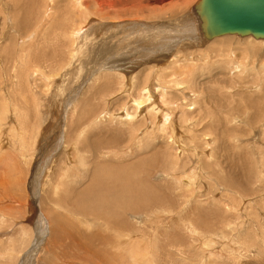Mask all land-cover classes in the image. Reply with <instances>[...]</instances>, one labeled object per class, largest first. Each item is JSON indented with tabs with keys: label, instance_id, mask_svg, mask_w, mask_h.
<instances>
[{
	"label": "rangeland",
	"instance_id": "374dc122",
	"mask_svg": "<svg viewBox=\"0 0 264 264\" xmlns=\"http://www.w3.org/2000/svg\"><path fill=\"white\" fill-rule=\"evenodd\" d=\"M153 1L0 0V264H264V40L197 46L196 0ZM151 85L168 131L121 119Z\"/></svg>",
	"mask_w": 264,
	"mask_h": 264
},
{
	"label": "bare ground",
	"instance_id": "6f19581e",
	"mask_svg": "<svg viewBox=\"0 0 264 264\" xmlns=\"http://www.w3.org/2000/svg\"><path fill=\"white\" fill-rule=\"evenodd\" d=\"M27 1V0H26ZM34 1V0H33ZM73 1V3H72V8H78L79 9V11L80 10H83V9H89V8H92V7H94V10H95V7H98V11L101 13V14H108L109 16L111 15L112 17H114V16H118V15H125L126 13H130L131 11H132V7H134V8H136V10L139 12V11H142L143 9H145L146 7V5L143 3V1H142V3L145 5V6H142L143 4H141V0H128L127 2H129V1H131V3H129L130 5L128 6L129 8H126L125 7V5L124 6H120L119 7V5L117 4L118 2H119V0H71V2ZM118 1V2H117ZM122 1V0H121ZM156 1V2H155ZM155 1H153L154 2V4H159V6H161V8H165V6H167V5H169V9H171V13H170V15L169 16H173V15H175L177 12H179L181 9H180V7L182 6V4H183V2L185 1V0H155ZM55 2V0H52V2L51 3H49V4H53ZM56 2H59V1H56ZM145 2V1H144ZM148 2V1H147ZM152 2V3H153ZM196 2H197V0H196ZM68 3H70V2H68ZM76 3V4H75ZM123 3H124V1H123ZM122 4V2L120 3V5ZM196 4V3H195ZM127 5V4H126ZM150 5V4H149ZM152 5V4H151ZM147 6H148V4H147ZM81 8V9H80ZM167 8H168V6H167ZM93 9V8H92ZM161 10V9H160ZM165 10V9H164ZM81 12V11H80ZM192 12H193V14H194V17H196L195 16V11H194V6H193V8H192ZM108 16V17H109ZM110 16V17H111ZM94 20V19H93ZM95 21H93L92 23H94ZM124 22V21H123ZM128 22V21H127ZM196 23H197V30H196V33L199 35V36H195L196 37V41H198V45L197 46H203V47H205L208 43H210L211 41H214V39H212L211 41H209V42H204L203 41V39H202V36H201V32H200V24H199V21L198 20H196ZM95 24V23H94ZM93 24V25H94ZM102 24H104V23H102ZM128 24V23H127ZM130 24V23H129ZM167 24V23H166ZM96 25V24H95ZM94 25V26H95ZM97 27H98V24L96 25ZM54 27H56V26H54ZM90 27V26H89ZM88 27V28H89ZM192 27V26H191ZM57 28H59V27H57ZM96 28V27H95ZM99 28V27H98ZM98 28H97V30H98ZM196 28V27H195ZM190 29H192V28H190ZM189 29V30H190ZM85 30H88V29H85ZM97 30H95V31H97ZM102 30V29H101ZM110 30H113V29H111L110 28ZM123 30V29H122ZM89 31V30H88ZM92 31V30H91ZM99 31V30H98ZM107 31H108V29H107ZM119 31V30H118ZM129 31V30H128ZM75 32V31H74ZM80 32V31H79ZM93 32V31H92ZM104 32V31H103ZM132 32H133V30H132ZM189 32H191V30L189 31ZM193 32V31H192ZM80 33H82V32H80ZM79 33V34H80ZM98 33V32H97ZM96 34V33H95ZM188 35V34H187ZM190 36H191V34H189ZM124 36V35H123ZM226 36H233V35H226ZM235 36H238V35H235ZM75 37V36H74ZM133 37V36H132ZM239 37V36H238ZM58 38V37H57ZM101 38V37H100ZM125 38V37H124ZM128 39H131V38H128ZM136 39V38H135ZM175 39V38H174ZM113 40V39H112ZM126 40V39H125ZM194 40V39H193ZM111 41V40H110ZM126 41H128V40H126ZM125 41V42H126ZM130 41V40H129ZM132 41V40H131ZM158 41V40H157ZM123 42V41H122ZM134 42H136V40L134 41ZM127 43V42H126ZM194 43V42H193ZM132 44V43H131ZM135 44V43H134ZM164 44V43H163ZM131 46V45H130ZM200 47V48H201ZM174 50V49H173ZM250 50V49H249ZM260 50V48L258 49V47H254V48H251V51H250V53H253V52H257V51H259ZM176 56V55H175ZM175 56L173 57V59L175 58ZM180 56V55H179ZM179 56H176V57H178L179 58ZM178 60V59H177ZM140 61V60H139ZM141 62V61H140ZM167 66V65H166ZM156 69H158V68H156ZM262 86V85H261ZM262 87H264V86H262ZM260 88V89H262L263 90V88ZM149 88H147V90H148ZM145 91V92H147V93H150V96L149 95H147V93H144V94H142L140 97H138V98H135V100H133V106L132 107H134V109L132 110V111H130L129 109L127 110V113L123 116V117H121V119H123V121H124V123L125 124H132V125H135V126H137V125H142V124H144L145 122H147L148 121V118H150V117H154V118H158L159 120L158 121H160L161 123H162V126L159 128V129H165V130H169L170 129V127H171V125L173 124L172 123V121H169L170 120V118H171V115L168 113V112H172L171 110V108H164V106H166V102L164 101V95L163 94H161L160 96H161V101H158V100H156L157 98H156V87L154 86V85H151V87H150V90L149 91ZM264 92V91H263ZM159 94V93H158ZM150 97H151V99H150ZM153 99V100H152ZM151 100H152V102H151ZM150 101V103H152V104H150V106H148V108H146L147 107V104L146 103H148ZM155 102H157V103H155ZM256 102H254V104H255ZM251 105V104H250ZM169 106V105H168ZM253 106V105H252ZM252 106H250V107H252ZM167 107V106H166ZM254 107V106H253ZM257 107V106H256ZM256 107H254L255 109H256ZM254 108H252V109H254ZM171 109V110H170ZM176 112V111H175ZM258 112V111H257ZM138 113H142V115L141 116H138ZM255 113V112H254ZM256 115V114H255ZM231 116V115H230ZM261 116V115H260ZM153 119V118H152ZM254 119V118H253ZM158 123V122H157ZM159 124V123H158ZM143 126V125H142ZM141 126V127H142ZM170 133V132H169ZM173 136V134H171V137ZM175 146V145H174ZM93 148V147H92ZM95 150H96V148H95ZM98 151V150H97ZM97 151H95V152H97ZM98 153H99V151H98ZM106 155V154H105ZM101 162V161H100ZM98 163V162H97ZM104 164H106V166H104L103 164H95V174H94V178L96 179V176L97 175H100V173L102 172V170H106V169H108V166H107V163H104ZM114 166V165H113ZM113 166H111V168L110 169H112V168H114ZM121 168L118 166V168H117V166L114 168V170H115V173H113V174H111V175H108V176H105L106 178L107 177H112L113 175L115 176V179H109L108 180V182H107V180H105V179H102L101 178V175L99 176L100 177V183L98 184V186H100V188H101V191H103L104 192V194H103V196H101V197H99V199H97V201L100 203L99 204V206L101 207V209H103L104 211H108L107 212V214H108V216H112L113 217V212L115 211V209L114 208H116L115 206H117V204H118V202H119V200H118V198L120 197V196H122L123 197V194L121 195L120 194V192H124L125 191V195H124V197H126V198H128V196L130 197V195L128 194V193H130L131 191H133V189H131L130 188V183L131 182H129V183H127V182H124L123 183V176L121 175V173H119V170H120ZM82 170V169H81ZM109 170V169H108ZM107 170V171H108ZM97 171H99V173H97ZM82 174V173H81ZM104 174V173H103ZM127 176H128V174H127ZM99 179V178H98ZM95 182V181H94ZM97 183V182H96ZM96 183H95V185H96ZM124 184V185H123ZM147 186V185H146ZM130 188V189H129ZM89 189V188H88ZM120 190V191H119ZM134 190H136V189H134ZM142 191V190H141ZM87 192V191H86ZM143 192V191H142ZM146 193V192H145ZM101 194V193H100ZM134 195H135V193H133ZM128 195V196H127ZM148 195V194H147ZM123 197V198H124ZM134 197V196H133ZM143 197V196H142ZM141 197V198H142ZM81 198V197H80ZM147 198V197H146ZM78 199V197L76 198V201L74 202L75 204H76V202L78 201L77 200ZM121 199V198H120ZM130 199V198H129ZM138 199V198H137ZM153 199H154V197H153ZM155 200V199H154ZM80 201V200H79ZM94 202H95V200H93ZM141 201V200H140ZM139 202V201H138ZM142 202V201H141ZM85 204V203H84ZM114 204H116L115 206H114ZM124 204V203H123ZM129 204L130 205H132L133 206V204H132V202H129L128 203V207L129 208H131L130 206H129ZM74 205V204H73ZM72 205V206H73ZM71 207V206H70ZM89 207V206H88ZM134 207V206H133ZM139 207V206H138ZM91 208V207H90ZM97 208V207H96ZM135 208V207H134ZM140 208V207H139ZM138 208V209H139ZM87 209V208H86ZM93 209V208H92ZM76 210H78V209H76ZM80 210V209H79ZM90 210V209H89ZM130 210V209H129ZM132 211V210H131ZM81 212V211H80ZM101 215H97V216H95V218L96 217H100ZM103 216V218H101L102 220H106V217H105V215H102ZM110 219V218H109ZM57 221V220H56ZM110 221H112V220H110ZM114 221V220H113ZM116 221V220H115ZM107 222V221H106ZM112 225H114V223H111ZM110 224V225H111ZM121 224H123V223H121ZM111 225V226H112ZM118 225V224H117ZM116 225V226H117ZM68 227V226H67ZM121 227V226H120ZM68 230V229H67ZM63 234V233H62ZM55 235V234H54ZM69 235V234H68ZM94 235V234H93ZM126 236V235H125ZM99 238V237H98ZM100 239V238H99ZM115 239H116V237H115ZM114 239V240H115ZM91 241H93V240H91ZM88 243V242H87ZM105 243V242H104ZM107 243V242H106ZM86 244V243H85ZM83 245V244H82ZM110 246V245H109ZM87 247V246H86ZM97 247V246H96ZM90 249H91V247H89ZM88 249V248H87ZM112 249V248H111ZM86 251V250H85ZM88 251V250H87ZM90 252V251H89ZM107 257V256H106ZM103 259V258H102ZM101 259V260H102ZM103 261V260H102ZM106 261V260H105ZM104 261V262H105Z\"/></svg>",
	"mask_w": 264,
	"mask_h": 264
},
{
	"label": "water",
	"instance_id": "95a60500",
	"mask_svg": "<svg viewBox=\"0 0 264 264\" xmlns=\"http://www.w3.org/2000/svg\"><path fill=\"white\" fill-rule=\"evenodd\" d=\"M194 11L206 43L225 35L264 40V0H197Z\"/></svg>",
	"mask_w": 264,
	"mask_h": 264
}]
</instances>
